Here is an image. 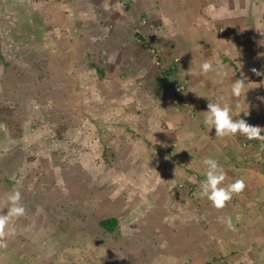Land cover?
<instances>
[{"label": "rangeland", "instance_id": "1", "mask_svg": "<svg viewBox=\"0 0 264 264\" xmlns=\"http://www.w3.org/2000/svg\"><path fill=\"white\" fill-rule=\"evenodd\" d=\"M86 1L87 15L80 21L97 29H87L86 47L71 55L65 51L64 33L72 19L69 10L79 0H0V216L8 214L13 191L21 193L25 208L23 216L13 218L14 232L7 235L9 254L17 232L20 241L38 237L42 258L53 252L55 260L74 264L89 257L93 263L98 250H104L119 252L120 262H127L130 241L123 234L128 231L135 234L134 246H156L150 232H158L161 223L167 225L162 217H173L182 208L184 226L193 225L197 209L201 229L208 225L199 191L203 172L195 174L176 156L175 135L166 132L179 122L169 124L152 111L161 104L151 88L161 87V80L172 82L171 96L162 103L174 112L188 107L182 97L186 85L173 78L167 69L170 60L161 53L158 30L168 31L152 15L161 0ZM102 1L110 6L107 11L98 7ZM248 1L250 10L258 5L264 24V0ZM178 2L181 11L185 0ZM118 24L127 29L117 32L122 35L112 43ZM239 47L237 58L243 54L241 43ZM156 57L163 63L157 64ZM117 68L132 80L117 78ZM145 69L155 75L151 86L144 76L142 87L139 78ZM165 137L173 139L169 145ZM110 217L117 225L107 230L100 221ZM27 250L24 264H33L35 254L31 257ZM13 256L8 258L14 263Z\"/></svg>", "mask_w": 264, "mask_h": 264}, {"label": "crops", "instance_id": "2", "mask_svg": "<svg viewBox=\"0 0 264 264\" xmlns=\"http://www.w3.org/2000/svg\"><path fill=\"white\" fill-rule=\"evenodd\" d=\"M86 3V0H79V3L73 4L69 10L72 19L71 22H67L65 30L67 33L64 35L68 38L64 37V39L67 41L65 51L71 55L73 53L79 55L78 49L86 47L87 29L94 27L88 22L80 21L82 16L87 15ZM149 3L152 1L149 0ZM98 4H100L98 7L106 11L110 8L108 4L104 5L103 1ZM249 7L248 0H220L218 7H215L210 0H206V3L205 0H185L184 9L180 11L182 6L178 0H161L159 8L152 11L153 18L161 19L160 23L164 24L163 30L168 31L163 34L158 30L161 33L158 36L161 53L166 60H170L167 61L170 62L167 69L173 78H179L185 83L186 89L182 97L188 106L186 111L174 112L170 106L163 104L168 102L171 96L172 82L161 80V87L151 88L161 104L160 109L153 106L152 111L163 114L169 124H172V120H178V126L172 129L169 127L166 132L174 133V141L177 143V148H180L176 156L180 155V158L186 161L188 168L197 170L195 174H201L200 171L204 173L206 166L203 160L207 157L215 158L226 172L225 183L243 179L246 185L244 190L234 195L232 200L221 209L213 207L207 198H202V203L206 206L203 212L208 224L206 229H201L199 225L202 218L200 209L195 210L196 212L192 211L195 216L192 213L191 218L195 224L184 226L186 221H183V218L185 219L186 216H180L184 213L182 208V212L177 211V215L173 217H162L167 225L161 223L158 232H150L155 236L153 240L156 246L147 244L136 247L135 234L128 231L125 236L122 233L123 237H127L130 241L125 250L127 262L123 260L120 262V258L123 257L119 252L109 254L104 250H98L96 263L88 261L89 257H87L85 260L87 263L79 261L74 264H264V141L248 140L239 134L217 137L214 127L209 131L203 124L209 99L215 101L217 97L223 96L222 103L232 105L237 112L243 111L240 113V118L245 119L252 126L264 128V32H262L264 24L259 21L262 17L258 16L260 14L258 5H255L253 10ZM249 16L254 20L249 21ZM124 29L127 28L123 24L121 27L118 24V27L112 30L110 36L112 43L122 35L117 32H123ZM98 32L100 47L103 41L102 29L98 28ZM227 32L228 34H225ZM238 40L240 41L237 42ZM240 43L243 54L241 53L237 58L236 56L241 52ZM111 48H113L112 44ZM117 51L120 54V50ZM134 60L140 66H148V63H142L139 58ZM205 60L223 67L225 72L223 83L219 82L221 78L214 72L195 74ZM129 62L132 63V60ZM138 68H135V71ZM116 71L117 78L127 77L132 80L129 74L119 68ZM145 72L142 75L143 79L138 76L142 87L145 84L151 86L150 79L155 75L154 72H147L146 69ZM189 72L193 74L190 75ZM257 72L262 74L257 75ZM144 76L149 79L145 84H143ZM237 79L245 80L246 87H250L239 99L232 98L230 94L232 82ZM237 105L240 107H236ZM169 140L173 139L165 137L163 141L169 145ZM182 169L185 171L184 168ZM186 174L189 172L187 171ZM197 202L201 203L200 200ZM227 221H231L232 228L228 227ZM177 223L179 225L174 227L173 225ZM3 238H5L3 242H11L8 241V236ZM26 238L30 241H20V236L16 232L13 236L15 242L10 244L12 247L10 254L6 250L8 244L5 242L6 247H0V264H8V262L24 264L26 247L28 250L31 249L32 253L29 256L33 257L35 254L33 264H45L41 260L47 258L51 260L49 264H73L55 260L53 252L42 258L39 250L42 244L36 241L38 237L31 235ZM12 254H15L14 263L8 258ZM98 258H101L100 261Z\"/></svg>", "mask_w": 264, "mask_h": 264}, {"label": "clouds", "instance_id": "3", "mask_svg": "<svg viewBox=\"0 0 264 264\" xmlns=\"http://www.w3.org/2000/svg\"><path fill=\"white\" fill-rule=\"evenodd\" d=\"M236 57L234 59H236ZM253 71L256 70L253 69ZM210 72H214L220 77L221 79L219 82L223 83V77L225 76L223 67L208 60L202 62L198 72L195 74L203 75ZM189 73L190 75L193 74L191 72ZM261 74L262 73L257 72V75ZM249 88L250 87H246L245 80H234L231 85V97L239 99ZM223 99V96L217 97L215 101L209 99L207 111H205L203 117V124L208 130L210 131L214 127L217 137H231L239 134L246 137L248 140L264 141V134H262L264 133V128L252 126L247 123L245 119L240 118V113L243 111H235L232 105L222 103ZM236 107L240 106L237 105ZM203 164L206 166V171L203 173L205 178L199 185L200 195L207 198L213 207L217 209L224 208L226 203L231 201L234 195L244 190L246 186L245 181L243 179H236L231 183H225L227 179L226 172L215 158L207 157L203 160ZM8 200L10 203L9 212L6 215L0 216V247H6L2 238L14 232V228L11 226L13 218L25 214V208L21 203L22 196L19 191H13L8 196ZM227 223L229 228L233 227L231 221H227Z\"/></svg>", "mask_w": 264, "mask_h": 264}, {"label": "trees", "instance_id": "4", "mask_svg": "<svg viewBox=\"0 0 264 264\" xmlns=\"http://www.w3.org/2000/svg\"><path fill=\"white\" fill-rule=\"evenodd\" d=\"M100 225L107 229L110 230L112 229L114 226L117 225V219L114 217H110V218H106L100 221Z\"/></svg>", "mask_w": 264, "mask_h": 264}, {"label": "built area", "instance_id": "5", "mask_svg": "<svg viewBox=\"0 0 264 264\" xmlns=\"http://www.w3.org/2000/svg\"><path fill=\"white\" fill-rule=\"evenodd\" d=\"M152 52H154V48H151L150 49ZM157 58V57H156ZM157 64H162L163 62H162V60L159 58H157ZM182 88V86H181V84H179V83H176V87H175V89H177V90H180Z\"/></svg>", "mask_w": 264, "mask_h": 264}]
</instances>
